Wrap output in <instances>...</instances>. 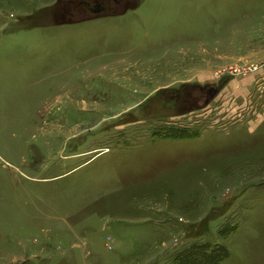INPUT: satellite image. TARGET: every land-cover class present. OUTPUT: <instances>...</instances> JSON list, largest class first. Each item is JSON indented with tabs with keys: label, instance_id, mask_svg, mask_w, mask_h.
<instances>
[{
	"label": "rangeland",
	"instance_id": "1",
	"mask_svg": "<svg viewBox=\"0 0 264 264\" xmlns=\"http://www.w3.org/2000/svg\"><path fill=\"white\" fill-rule=\"evenodd\" d=\"M0 264H264V0H0Z\"/></svg>",
	"mask_w": 264,
	"mask_h": 264
},
{
	"label": "trees",
	"instance_id": "2",
	"mask_svg": "<svg viewBox=\"0 0 264 264\" xmlns=\"http://www.w3.org/2000/svg\"><path fill=\"white\" fill-rule=\"evenodd\" d=\"M171 138H174V139H178V138H185V136H183V134L182 135H179V134H177V135H171L170 136ZM195 258H196V260L197 261H199L200 260V254H195Z\"/></svg>",
	"mask_w": 264,
	"mask_h": 264
},
{
	"label": "flooded vegetation",
	"instance_id": "3",
	"mask_svg": "<svg viewBox=\"0 0 264 264\" xmlns=\"http://www.w3.org/2000/svg\"><path fill=\"white\" fill-rule=\"evenodd\" d=\"M102 8V7H101Z\"/></svg>",
	"mask_w": 264,
	"mask_h": 264
}]
</instances>
